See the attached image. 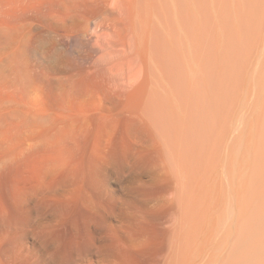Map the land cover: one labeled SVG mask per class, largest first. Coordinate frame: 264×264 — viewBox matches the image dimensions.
<instances>
[{
    "label": "bare ground",
    "instance_id": "1",
    "mask_svg": "<svg viewBox=\"0 0 264 264\" xmlns=\"http://www.w3.org/2000/svg\"><path fill=\"white\" fill-rule=\"evenodd\" d=\"M259 13L0 0V264H264Z\"/></svg>",
    "mask_w": 264,
    "mask_h": 264
},
{
    "label": "rangeland",
    "instance_id": "2",
    "mask_svg": "<svg viewBox=\"0 0 264 264\" xmlns=\"http://www.w3.org/2000/svg\"><path fill=\"white\" fill-rule=\"evenodd\" d=\"M260 8L259 16L255 19L254 26L259 27L261 18L264 15V0H250ZM237 0H235L236 10ZM247 82L253 86L251 95L246 96L240 101L241 111L240 115L245 121V127L242 131H251L250 123L252 120L258 118L263 112L262 100L264 98V40L257 49L256 60L247 75ZM264 139V136L262 137ZM240 150L235 151V155L239 156ZM245 221H242L235 212V236L246 234ZM264 232V227L261 228Z\"/></svg>",
    "mask_w": 264,
    "mask_h": 264
}]
</instances>
